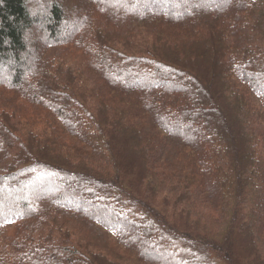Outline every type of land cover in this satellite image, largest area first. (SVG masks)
Listing matches in <instances>:
<instances>
[{"label": "trees", "instance_id": "16d2710c", "mask_svg": "<svg viewBox=\"0 0 264 264\" xmlns=\"http://www.w3.org/2000/svg\"><path fill=\"white\" fill-rule=\"evenodd\" d=\"M0 264H264V0H0Z\"/></svg>", "mask_w": 264, "mask_h": 264}, {"label": "rangeland", "instance_id": "374dc122", "mask_svg": "<svg viewBox=\"0 0 264 264\" xmlns=\"http://www.w3.org/2000/svg\"><path fill=\"white\" fill-rule=\"evenodd\" d=\"M173 256L172 257H175V258H177L178 259V254L177 253H175V254H172Z\"/></svg>", "mask_w": 264, "mask_h": 264}]
</instances>
